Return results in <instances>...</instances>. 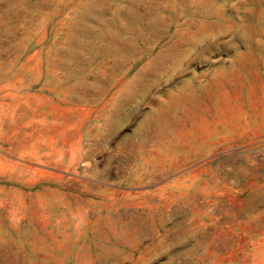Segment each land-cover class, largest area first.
<instances>
[{
  "label": "rangeland",
  "instance_id": "1",
  "mask_svg": "<svg viewBox=\"0 0 264 264\" xmlns=\"http://www.w3.org/2000/svg\"><path fill=\"white\" fill-rule=\"evenodd\" d=\"M0 264H264V0H0Z\"/></svg>",
  "mask_w": 264,
  "mask_h": 264
},
{
  "label": "bare ground",
  "instance_id": "2",
  "mask_svg": "<svg viewBox=\"0 0 264 264\" xmlns=\"http://www.w3.org/2000/svg\"><path fill=\"white\" fill-rule=\"evenodd\" d=\"M74 85V84H73ZM72 89V88H71ZM71 98V97H70ZM69 99V98H68Z\"/></svg>",
  "mask_w": 264,
  "mask_h": 264
}]
</instances>
